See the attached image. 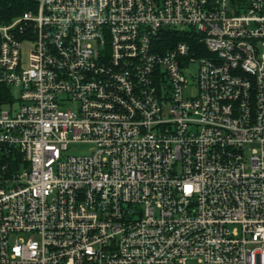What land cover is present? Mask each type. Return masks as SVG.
Masks as SVG:
<instances>
[{
  "label": "built area",
  "instance_id": "built-area-1",
  "mask_svg": "<svg viewBox=\"0 0 264 264\" xmlns=\"http://www.w3.org/2000/svg\"><path fill=\"white\" fill-rule=\"evenodd\" d=\"M34 1L0 19V264H264V0Z\"/></svg>",
  "mask_w": 264,
  "mask_h": 264
},
{
  "label": "trees",
  "instance_id": "trees-1",
  "mask_svg": "<svg viewBox=\"0 0 264 264\" xmlns=\"http://www.w3.org/2000/svg\"><path fill=\"white\" fill-rule=\"evenodd\" d=\"M33 9H35L34 0H0V19L4 22H10ZM177 40L188 42L196 47L193 38L188 37L185 33L179 34ZM1 103H4V101L1 100Z\"/></svg>",
  "mask_w": 264,
  "mask_h": 264
},
{
  "label": "rangeland",
  "instance_id": "rangeland-1",
  "mask_svg": "<svg viewBox=\"0 0 264 264\" xmlns=\"http://www.w3.org/2000/svg\"><path fill=\"white\" fill-rule=\"evenodd\" d=\"M22 56H23V62H27V58H28V49L27 48H24L22 50ZM189 70L191 71V73H193L194 75H196L197 72H198V65L197 64L192 65ZM190 81H191L190 84H192L193 83L192 82V79ZM192 91H193V87L190 86L185 91V94L186 95H189L190 93H192ZM15 93H16V91H15ZM14 105L17 106L18 103H15ZM252 148H256V146L255 145L247 146L245 148L246 153H249ZM73 153H75V154H87V153H89V150L88 149H84L82 147V145H77V150L74 151ZM189 264H195V263L194 262H190Z\"/></svg>",
  "mask_w": 264,
  "mask_h": 264
}]
</instances>
